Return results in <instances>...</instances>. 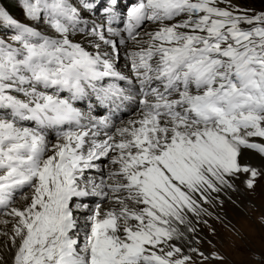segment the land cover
Returning <instances> with one entry per match:
<instances>
[{
	"label": "snow or ice",
	"instance_id": "snow-or-ice-1",
	"mask_svg": "<svg viewBox=\"0 0 264 264\" xmlns=\"http://www.w3.org/2000/svg\"><path fill=\"white\" fill-rule=\"evenodd\" d=\"M15 3L0 0V264L224 259L201 218L264 177V0Z\"/></svg>",
	"mask_w": 264,
	"mask_h": 264
},
{
	"label": "rangeland",
	"instance_id": "rangeland-1",
	"mask_svg": "<svg viewBox=\"0 0 264 264\" xmlns=\"http://www.w3.org/2000/svg\"><path fill=\"white\" fill-rule=\"evenodd\" d=\"M12 3L16 6L15 0ZM5 4L13 14L19 15L17 6ZM241 189L242 192L229 193L231 200L222 196L225 201L222 206H207L209 212L221 219L217 220L215 216L201 218L208 220V225L202 223L200 228H204L203 233L214 242V247L208 244L200 247L209 252L217 251L224 259L200 261L194 256L190 264H260L253 259V254L264 249V177L255 187L249 189L241 184Z\"/></svg>",
	"mask_w": 264,
	"mask_h": 264
},
{
	"label": "trees",
	"instance_id": "trees-1",
	"mask_svg": "<svg viewBox=\"0 0 264 264\" xmlns=\"http://www.w3.org/2000/svg\"><path fill=\"white\" fill-rule=\"evenodd\" d=\"M9 3V4H11L12 5V7H16L15 5H14V3H12V0H4V3ZM13 10V9H12ZM11 11V10H10Z\"/></svg>",
	"mask_w": 264,
	"mask_h": 264
},
{
	"label": "bare ground",
	"instance_id": "bare-ground-1",
	"mask_svg": "<svg viewBox=\"0 0 264 264\" xmlns=\"http://www.w3.org/2000/svg\"><path fill=\"white\" fill-rule=\"evenodd\" d=\"M237 192H242L241 185H239V190H238ZM200 226H201V225H200ZM202 229H204V228L202 227ZM235 247H236V246H235Z\"/></svg>",
	"mask_w": 264,
	"mask_h": 264
}]
</instances>
